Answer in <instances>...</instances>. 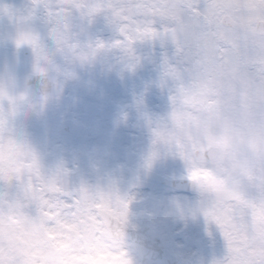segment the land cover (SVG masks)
Listing matches in <instances>:
<instances>
[{"label": "clouds", "instance_id": "1", "mask_svg": "<svg viewBox=\"0 0 264 264\" xmlns=\"http://www.w3.org/2000/svg\"><path fill=\"white\" fill-rule=\"evenodd\" d=\"M50 58L47 88L53 90L58 72ZM7 97L15 104L0 100V118L9 120L0 127V166L27 172L30 156L21 155L17 145L33 152L18 134L28 104L15 95ZM214 99L213 110L195 112L194 119H173V111L189 109L171 103L166 117L151 121L145 164L151 168L167 157L182 159L198 195L195 214L220 231L217 218L228 219L230 209L237 207L235 195L248 188L249 178L264 180V84L256 90L236 83ZM13 109L14 118L9 116ZM42 175L49 181L46 212L32 200L0 198V264H134L125 250L126 220L115 215L124 202L116 183L78 185L64 173L42 169ZM252 236L256 251L239 246L230 256L231 264H264V234Z\"/></svg>", "mask_w": 264, "mask_h": 264}, {"label": "rangeland", "instance_id": "2", "mask_svg": "<svg viewBox=\"0 0 264 264\" xmlns=\"http://www.w3.org/2000/svg\"><path fill=\"white\" fill-rule=\"evenodd\" d=\"M21 2L0 0V5L5 7L0 24L14 23L12 33L16 32L14 37L17 40L22 32H31L41 38L50 53L55 52L47 13L37 9L31 20L23 21L22 17L33 6H28L22 16L15 17L13 11ZM72 27L81 44L95 47L102 42L108 47L93 60L84 63H70L59 53L53 55L52 59L59 69L57 79L62 88L57 106L55 109L53 106L54 110L48 113L49 104H28L26 114L19 123V136L39 158L45 172L56 170L68 177L69 173L80 171L77 179L68 177L70 183L95 184L94 179L99 172L112 182L127 183V187L119 191L127 204L125 220L130 227H138L141 217L148 216L159 234L165 236L169 248L183 260L190 264H214L224 257L226 247L212 241L211 232L216 226L209 225L202 215L195 214L197 192L184 195L144 184L138 174L140 168L146 167L152 143L150 122L166 117L171 110V93L168 87H161V77L164 58L173 55L174 46L170 43L162 45L159 41L137 42L134 46L137 63L129 67L124 52L110 47L122 37L106 14L100 13L88 19L81 18L77 13ZM76 75L85 76L91 90L79 87L74 80ZM103 83H115L118 90L105 91L101 88ZM105 102L120 109L122 119L111 124L92 111L93 107L101 109ZM66 118H72L81 128L62 141L57 125ZM79 150L88 154L85 161L76 156ZM161 161L166 167L189 177L188 169L179 157H167ZM160 173L176 177L169 172ZM149 204L158 205L159 211L153 215L142 209L143 205ZM219 238L225 243L222 233ZM125 245L130 258L137 264L139 256L129 243L125 242Z\"/></svg>", "mask_w": 264, "mask_h": 264}, {"label": "snow or ice", "instance_id": "3", "mask_svg": "<svg viewBox=\"0 0 264 264\" xmlns=\"http://www.w3.org/2000/svg\"><path fill=\"white\" fill-rule=\"evenodd\" d=\"M33 8L22 17L31 20L37 9H43L51 24L55 52L49 51L41 38L22 32L17 45H29L39 61V74L47 76L52 66L51 56L59 53L70 63L93 60L108 46L102 42L93 47L78 41L73 32L75 14L91 19L106 14L118 29L122 39L111 45L125 54L129 67H134L137 42L159 41L174 46L171 57L162 65L161 87H168L175 108L182 103L187 112L173 111V119L195 118V112L212 111L220 91L239 83L259 90L264 84V0H32ZM59 72V69L56 68ZM7 98L0 94V100ZM13 109L10 117H15ZM9 123L0 118V127ZM17 151L28 153L30 161L24 168L0 166V198L28 199L41 211L48 195L39 158L23 144ZM187 160L188 156L181 153ZM61 173V172H57ZM195 176V174H194ZM237 207L230 209L227 220L217 218L226 243L227 256L217 264H231L230 256L243 245L255 252L252 233L264 234V180L249 178L248 188L235 195ZM127 204L122 202L115 213L123 221ZM210 218H211V214ZM119 259V256L116 257Z\"/></svg>", "mask_w": 264, "mask_h": 264}, {"label": "water", "instance_id": "4", "mask_svg": "<svg viewBox=\"0 0 264 264\" xmlns=\"http://www.w3.org/2000/svg\"><path fill=\"white\" fill-rule=\"evenodd\" d=\"M3 11L0 8V13ZM17 51L23 52L24 49L18 48ZM48 80L45 76H29L27 78V88L29 98L46 99L48 95H55L59 91V87L53 90L47 88ZM77 130V125L72 121H66L61 133H73ZM143 176L160 183L173 187L178 190L187 192L194 191V187L189 180L167 179L160 177L151 172H143ZM125 240L132 242L133 248L140 254L141 262L139 264H184L175 256L168 254L164 244L157 237L153 225L147 220H143L141 228L137 230H129L125 228Z\"/></svg>", "mask_w": 264, "mask_h": 264}, {"label": "flooded vegetation", "instance_id": "5", "mask_svg": "<svg viewBox=\"0 0 264 264\" xmlns=\"http://www.w3.org/2000/svg\"><path fill=\"white\" fill-rule=\"evenodd\" d=\"M27 45V44H25ZM18 46L17 44H13L8 41L6 35L2 32L0 33V72L10 76V84L2 85L0 84V94L5 96L15 95L18 98H24L27 94L26 86H25V79L28 74L30 73H39V62L31 61L27 62L24 57L15 54L13 51L10 50V47ZM34 52V50H33ZM35 53V52H34ZM54 62V61H53ZM19 63L20 66L18 69H14V73L12 72L11 64ZM55 63V62H54ZM28 103H35V101L27 102ZM54 106L56 108L55 102H51V111Z\"/></svg>", "mask_w": 264, "mask_h": 264}]
</instances>
